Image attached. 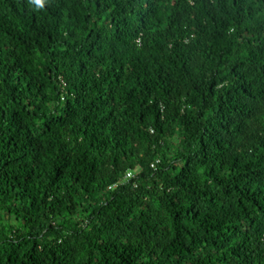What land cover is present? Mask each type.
<instances>
[{
	"label": "trees",
	"instance_id": "obj_1",
	"mask_svg": "<svg viewBox=\"0 0 264 264\" xmlns=\"http://www.w3.org/2000/svg\"><path fill=\"white\" fill-rule=\"evenodd\" d=\"M0 264H264V0H0Z\"/></svg>",
	"mask_w": 264,
	"mask_h": 264
},
{
	"label": "built area",
	"instance_id": "obj_2",
	"mask_svg": "<svg viewBox=\"0 0 264 264\" xmlns=\"http://www.w3.org/2000/svg\"><path fill=\"white\" fill-rule=\"evenodd\" d=\"M157 162H159V161H157ZM155 166H156L155 163L152 164V167H155ZM133 176H134V174H133L131 171H129V172H127V174H126V179H127V180H130V179L133 178Z\"/></svg>",
	"mask_w": 264,
	"mask_h": 264
}]
</instances>
